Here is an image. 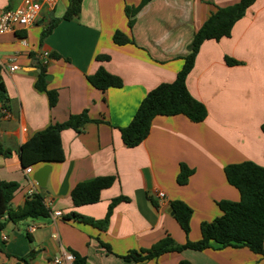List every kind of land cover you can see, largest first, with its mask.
I'll list each match as a JSON object with an SVG mask.
<instances>
[{
  "label": "crops",
  "instance_id": "obj_1",
  "mask_svg": "<svg viewBox=\"0 0 264 264\" xmlns=\"http://www.w3.org/2000/svg\"><path fill=\"white\" fill-rule=\"evenodd\" d=\"M21 1L0 0V8H15ZM239 1L152 0L130 29L126 6L141 0H84L76 17L60 21L43 38L52 20L67 10L69 0H59L54 9L44 7L28 28L0 35V63L6 64L0 76L8 96L5 105L0 102V142L13 150L10 157L0 155V179L20 185L11 209L23 206L34 189L44 194L50 210L49 217L7 221L0 230V264H26L19 258L31 251L35 256L30 264H51L68 251L86 258V264H180L184 259L192 264H264L263 254L232 246L185 249L139 263L124 259L168 234L178 244L199 241L202 223L222 215L219 203L241 198L225 167L244 161L264 166V0L247 9L229 37L206 40L200 47L187 86L207 107L204 121L157 116L148 137L136 147H128L121 133L152 89L176 79L197 30L216 7ZM117 30L133 37L135 44H116ZM99 55L110 59L100 61ZM227 58L237 63L229 64ZM9 65L19 69L12 71ZM100 66L119 76L123 86L106 91L94 87L88 76ZM42 67L52 76L45 77L46 88L59 94L54 107L48 93L36 86ZM84 110L91 122L79 131H62L65 160L39 163L28 174L19 147L52 123ZM183 164L192 170L186 184L178 183ZM46 165V186L40 187L34 175ZM98 176L116 179L102 190L99 202L75 207L72 190ZM160 191L165 200L159 198ZM120 197L106 229L66 218L75 211L103 220L111 202ZM177 200L193 210L188 235L170 211ZM56 211L63 216L53 219ZM31 226L35 231H28Z\"/></svg>",
  "mask_w": 264,
  "mask_h": 264
},
{
  "label": "trees",
  "instance_id": "obj_2",
  "mask_svg": "<svg viewBox=\"0 0 264 264\" xmlns=\"http://www.w3.org/2000/svg\"><path fill=\"white\" fill-rule=\"evenodd\" d=\"M83 1L69 0L64 16L52 20L49 27L43 32V38L52 33L60 21L72 20L76 17L82 10ZM150 1L152 0H141L137 6H126L125 11L130 29L134 27L139 11ZM255 1L240 0L231 6L216 7L205 23L197 30L189 45V53L184 57V65L178 72L176 79L173 82L161 83L152 89L141 102L129 125L121 128L123 141L128 147H136L148 137L152 122L157 116L184 115L195 123H200L206 119L208 116L207 107L190 93L187 86L188 75L194 68L201 45L206 40H220L223 37H229L236 22L245 15L247 9ZM113 40L118 45L135 44L134 38L121 30L114 33ZM97 59L106 61L110 59V56L99 55ZM226 60L229 64L237 63L231 58ZM45 72L46 69L42 67V73L36 86L39 90L48 93L50 106L54 107L58 102L59 94L56 90L46 88ZM88 80L94 87L102 91H106L110 87L123 86V80L110 73L104 66H100L95 74L88 76ZM7 100L6 89L0 76V102L5 105ZM91 121L88 111L84 110L80 114L71 115L64 122L52 123L45 130L33 135L18 149L22 167L26 169L42 162L64 161L62 131L69 128L79 131ZM262 131L264 132V123ZM12 154L13 150L0 142V155L10 157ZM191 174L192 170L183 164L178 176V183L186 184ZM225 174L228 182L240 191L241 198L238 202L222 201L219 203L222 215L211 222L202 223V238L199 241L188 240L185 244H178L168 234L152 247L141 252L132 251L124 256V259L139 263L157 259L166 253L181 252L185 249L202 251L210 247L224 248L229 246L248 247L253 252L264 255V166L253 161L233 163L225 167ZM115 179V176H98L80 182L71 193L74 206L80 207L99 202L102 190L111 187ZM19 188L20 185L17 182L0 179V230L6 226L7 221L19 223L30 218L37 219L50 216V210L46 206L42 192L29 195L23 206L11 209L9 204ZM122 199L121 197L116 198L111 202L103 220L85 218L75 211L68 214L66 218L91 223L101 229H106L114 207ZM171 206L175 211V219L188 235L191 230L192 208L179 200L171 202ZM4 217H6L5 220ZM105 246L111 250L110 246ZM34 256L35 252L31 251L19 259L30 264ZM74 264H86V258L75 253ZM180 264L192 263L184 259Z\"/></svg>",
  "mask_w": 264,
  "mask_h": 264
},
{
  "label": "built area",
  "instance_id": "obj_3",
  "mask_svg": "<svg viewBox=\"0 0 264 264\" xmlns=\"http://www.w3.org/2000/svg\"><path fill=\"white\" fill-rule=\"evenodd\" d=\"M59 0H22L21 4L15 8L1 9L0 8V35L13 32L17 29H25L36 23L40 13L44 7L54 9ZM46 57L49 56L48 52L44 53ZM6 64L0 63V70L5 68ZM12 71L18 70V65L8 66ZM29 174L32 172L33 167L25 169ZM37 193L34 189L29 190V195ZM159 198L166 199V194L163 191L158 192ZM53 219L63 216L61 211L53 213ZM36 227H29V232L35 231ZM7 237L5 236V239ZM75 255L72 252H65L63 255L55 256L51 260V264H74Z\"/></svg>",
  "mask_w": 264,
  "mask_h": 264
},
{
  "label": "water",
  "instance_id": "obj_4",
  "mask_svg": "<svg viewBox=\"0 0 264 264\" xmlns=\"http://www.w3.org/2000/svg\"><path fill=\"white\" fill-rule=\"evenodd\" d=\"M46 78L47 79H51L52 76L47 74ZM49 171H50V166L46 165L45 167H43L40 170H38V172L34 175V179L36 180V182L38 183V185L40 187H45L46 186V179L48 177ZM170 211L172 212V214H175V211L173 210V207L170 208Z\"/></svg>",
  "mask_w": 264,
  "mask_h": 264
}]
</instances>
